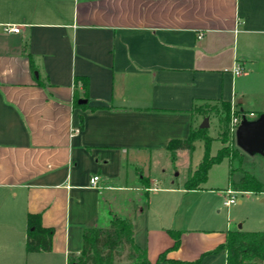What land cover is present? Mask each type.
Returning <instances> with one entry per match:
<instances>
[{
	"label": "crops",
	"instance_id": "crops-1",
	"mask_svg": "<svg viewBox=\"0 0 264 264\" xmlns=\"http://www.w3.org/2000/svg\"><path fill=\"white\" fill-rule=\"evenodd\" d=\"M201 101L264 112V0H0L4 264H66L111 211L152 263L225 264L209 252L237 228L204 224L217 189L184 188L199 162L180 181L165 164L168 142L200 127ZM28 213L53 230L49 252H26Z\"/></svg>",
	"mask_w": 264,
	"mask_h": 264
},
{
	"label": "trees",
	"instance_id": "trees-1",
	"mask_svg": "<svg viewBox=\"0 0 264 264\" xmlns=\"http://www.w3.org/2000/svg\"><path fill=\"white\" fill-rule=\"evenodd\" d=\"M81 80L84 89H87V79L85 77H75V83ZM78 105V99H76ZM228 105V111L230 105ZM201 140L204 145V153L194 170H189L184 182V188L196 189L207 180L208 170L212 165L219 163L224 158L228 159V187L234 191L262 192L263 184L255 177L246 172L239 181L234 180L233 174L236 168L233 167V159H236L230 147L219 148L216 154H210L212 137L208 134L207 128H190L189 135L185 139H172L167 144V150L172 163L175 161L176 151L186 149L190 152L194 150V142ZM236 151V150H235ZM234 151V152H235ZM51 228L41 225L40 214H27V231L25 250L32 252H49L52 249ZM174 244L170 249H174L179 244L178 234L172 233ZM127 245L128 259L132 264H158L165 261V255L159 256L156 262L152 263L147 257L145 249L140 248L133 238L132 220L113 217L107 228L96 226L87 227L83 231V241L80 254H68L66 264H114L115 257ZM169 249V250H170ZM225 251V264H264V230H228L225 241L216 246L209 253ZM204 255V254H202ZM197 264L198 260L191 262Z\"/></svg>",
	"mask_w": 264,
	"mask_h": 264
},
{
	"label": "rangeland",
	"instance_id": "rangeland-1",
	"mask_svg": "<svg viewBox=\"0 0 264 264\" xmlns=\"http://www.w3.org/2000/svg\"><path fill=\"white\" fill-rule=\"evenodd\" d=\"M248 109H256L255 107H249ZM257 111V110H256ZM194 113L200 118L201 123L206 118L208 120V134L212 137L210 145V154H216L219 148L230 147L234 155L236 153V159H233L232 165L236 168L233 174V178L239 181L241 176L246 172L255 177L264 186V156L255 154L249 155L242 151L236 144L235 135H231L229 131V124L233 117H239L242 112L232 111L231 105L228 111V105L222 101H201L194 107ZM249 113V112H246ZM260 113H255L258 116ZM247 117H249L247 115ZM252 119V118H249ZM236 150V151H235ZM235 151V152H234ZM204 145L201 140L194 142V150L189 154L181 153L175 157L174 163L169 159L165 161L166 168L169 172L178 173L176 179L180 181L185 173L188 162L191 163L192 167L197 164L203 156ZM157 170V165L154 166ZM205 187H212L217 192L212 194H205V198L209 201L206 208L203 207V212L207 219L204 222L206 227H222L225 229L227 222L230 223V227L239 228L247 231L264 230V193L250 192L242 194V191H238L235 194L236 202L229 208L223 206V200L225 194L220 193L219 190L226 189L228 186V159L224 158L219 163L211 166L208 170V178L202 184ZM219 189V190H218ZM264 189V187H263ZM264 192V191H262ZM227 197V195H226ZM241 198L242 202L237 200ZM205 210V211H204ZM119 217L115 212L111 211L107 213L105 221L102 222V226L99 228H107L110 225L113 217ZM125 219H130L125 218ZM121 253L115 257L114 264H132V261L128 259V248L127 245L120 251ZM213 254V253H212ZM215 254V253H214ZM207 254L201 255L198 258V263L202 257ZM0 264H4V259H0Z\"/></svg>",
	"mask_w": 264,
	"mask_h": 264
},
{
	"label": "water",
	"instance_id": "water-1",
	"mask_svg": "<svg viewBox=\"0 0 264 264\" xmlns=\"http://www.w3.org/2000/svg\"><path fill=\"white\" fill-rule=\"evenodd\" d=\"M84 102L83 99L78 100V103ZM200 127H208L206 118L200 124ZM235 140L237 146L245 153L264 156V112L254 119L243 117L236 129Z\"/></svg>",
	"mask_w": 264,
	"mask_h": 264
},
{
	"label": "built area",
	"instance_id": "built-area-1",
	"mask_svg": "<svg viewBox=\"0 0 264 264\" xmlns=\"http://www.w3.org/2000/svg\"><path fill=\"white\" fill-rule=\"evenodd\" d=\"M4 30L6 31V32H19V27L18 26H13V25H6L5 27H4ZM202 35H203V33L202 32H200V33H198V38H201L202 37ZM242 71V66H241V64H239V63H235L234 64V67H233V73L234 74H239L240 72ZM231 110L234 112L235 110H234V108L233 107H231ZM241 115L237 118V117H233L232 118V120H231V122H230V124H229V131H230V134L231 135H235V133H236V129H237V127H238V125H239V123L241 122V120H242V118L243 117H246V118H252V119H254V118H256L257 116H255L254 115V113L253 112H249V113H244V112H242V113H240ZM247 115L249 116V117H247ZM99 181H100V176L98 175V174H94V175H92L91 177H90V179H89V185L91 186V187H96V188H98L99 186H98V183H99ZM226 192H227V199L224 201V206H226V207H228V206H230V205H232V204H234L235 202H236V196H235V194L236 193H238V191H234V190H232L231 188H228L227 190H226Z\"/></svg>",
	"mask_w": 264,
	"mask_h": 264
}]
</instances>
